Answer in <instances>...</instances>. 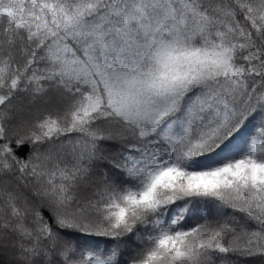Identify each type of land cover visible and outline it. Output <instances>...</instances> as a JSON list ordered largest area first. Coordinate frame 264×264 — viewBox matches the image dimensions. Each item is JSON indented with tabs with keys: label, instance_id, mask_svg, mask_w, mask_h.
Here are the masks:
<instances>
[{
	"label": "snow or ice",
	"instance_id": "snow-or-ice-1",
	"mask_svg": "<svg viewBox=\"0 0 264 264\" xmlns=\"http://www.w3.org/2000/svg\"><path fill=\"white\" fill-rule=\"evenodd\" d=\"M0 264H264V0H0Z\"/></svg>",
	"mask_w": 264,
	"mask_h": 264
},
{
	"label": "trees",
	"instance_id": "trees-1",
	"mask_svg": "<svg viewBox=\"0 0 264 264\" xmlns=\"http://www.w3.org/2000/svg\"><path fill=\"white\" fill-rule=\"evenodd\" d=\"M194 222H196L195 219H190V220L187 222L186 227H187V226H191Z\"/></svg>",
	"mask_w": 264,
	"mask_h": 264
}]
</instances>
